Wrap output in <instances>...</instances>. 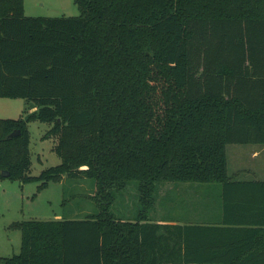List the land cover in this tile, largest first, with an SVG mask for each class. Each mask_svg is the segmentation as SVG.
Returning a JSON list of instances; mask_svg holds the SVG:
<instances>
[{
  "label": "trees",
  "instance_id": "1",
  "mask_svg": "<svg viewBox=\"0 0 264 264\" xmlns=\"http://www.w3.org/2000/svg\"><path fill=\"white\" fill-rule=\"evenodd\" d=\"M75 4L79 16L28 17L24 0H0V98L36 110L0 119V180L91 179L100 211L13 223L21 252L0 264H264L250 228L264 181L233 180L227 151L264 145V0ZM35 121L62 162L34 177ZM134 182L137 214L117 216ZM183 183L213 186L211 220H153L161 188Z\"/></svg>",
  "mask_w": 264,
  "mask_h": 264
},
{
  "label": "rangeland",
  "instance_id": "2",
  "mask_svg": "<svg viewBox=\"0 0 264 264\" xmlns=\"http://www.w3.org/2000/svg\"><path fill=\"white\" fill-rule=\"evenodd\" d=\"M24 3L25 14L28 17H75L80 15L75 0H24ZM25 109L30 113L36 111L28 109L27 102L23 99L0 98V119H19ZM50 129L49 124L40 121L29 124L32 159L30 176H39L43 171L56 167L62 162L55 150L56 138L48 135ZM254 147L253 145L228 146L231 177L250 178L253 175L250 150ZM259 168L261 173L264 172V166ZM41 184L42 182L23 184L18 180H0V257L9 258L21 252L22 232L13 229V223L28 220L85 219L100 211V202L93 197L96 195V188L91 179L64 178L61 182H50L48 187L39 189ZM137 186L138 182H134L125 192L117 193L113 209L117 216L124 217L131 214V218L135 217L139 207ZM164 196L163 191L150 216L160 217L167 212L169 216H190L193 220L200 218L199 214L202 210L198 208L192 210L183 202L182 206L172 210L170 207L162 206Z\"/></svg>",
  "mask_w": 264,
  "mask_h": 264
},
{
  "label": "crops",
  "instance_id": "3",
  "mask_svg": "<svg viewBox=\"0 0 264 264\" xmlns=\"http://www.w3.org/2000/svg\"><path fill=\"white\" fill-rule=\"evenodd\" d=\"M255 146L252 148L251 151V162H252V172L253 175L250 178L245 177H238L233 178V180L238 181H258L263 182L264 181V172L261 173V170L259 167L264 166V145H253ZM213 186H199L197 184H189V183H183V184H169L166 186H163L161 188V194L164 191L165 195H171L175 198V201L170 202V205L168 203H165L162 206L170 207L171 210L176 207L182 206V202L184 205H187L192 210H197V208L202 212L200 215V218L192 219L190 216H181L177 217L175 215L169 216L167 212L162 214L160 217H153L151 218L159 223H162L164 220H174L177 221L179 224L188 223V222H194V221H202L204 223L209 222L211 219L212 211L215 208L211 203L212 200L209 198V195H211ZM213 192H217V190L214 189ZM165 197V198H166ZM164 198V199H165ZM191 199V200H190ZM190 200V201H189ZM211 202V203H210ZM189 203V205H188ZM199 203V204H196ZM166 209V208H165ZM219 210V209H218ZM264 213V212H263ZM264 215V214H263ZM202 217V220H201ZM156 218V219H155ZM259 220H264V216H261L258 218ZM250 228L259 230V234L257 235L255 242L251 243V252H259L260 254H257V258H255V261H264V224L263 225H251Z\"/></svg>",
  "mask_w": 264,
  "mask_h": 264
},
{
  "label": "water",
  "instance_id": "4",
  "mask_svg": "<svg viewBox=\"0 0 264 264\" xmlns=\"http://www.w3.org/2000/svg\"><path fill=\"white\" fill-rule=\"evenodd\" d=\"M19 134H20L19 131H15L14 133H12V134L10 135V137H11V138H15V137L19 136ZM9 176H10V174H9L8 171H3V172H2V177H4V178H9Z\"/></svg>",
  "mask_w": 264,
  "mask_h": 264
}]
</instances>
